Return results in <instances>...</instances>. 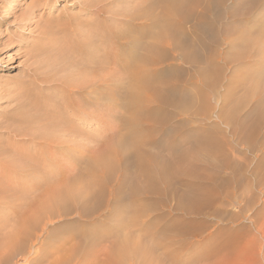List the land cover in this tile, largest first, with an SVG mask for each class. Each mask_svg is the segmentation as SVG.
<instances>
[{"label":"rangeland","instance_id":"rangeland-1","mask_svg":"<svg viewBox=\"0 0 264 264\" xmlns=\"http://www.w3.org/2000/svg\"><path fill=\"white\" fill-rule=\"evenodd\" d=\"M78 1L0 0L1 125L21 101L23 90L57 96L55 107L66 103L59 86L74 78L72 65L77 60L84 63L89 55H72V48L86 40L99 20L107 21L104 16H91ZM237 3L228 0L222 5L214 29L209 27L213 21L209 17L199 27L200 37L197 18L183 24L188 43L177 56L170 52L163 65L167 69L173 64L178 67L169 74L181 81L186 98L194 99L192 110L176 120L169 118L166 130L174 121L179 122L183 154L192 147L186 137H207L214 143L212 157L196 163L192 177L183 162L177 193L162 198L148 196L156 203L142 210H124L106 203L97 206L93 201L80 206L69 201L65 214L46 218L33 238L21 243L15 264H58L63 259L69 261L65 264H264V117L259 113L264 105V61L239 39L245 29L264 24V11L246 15ZM128 6L123 1L109 9L120 11ZM115 28L125 29L119 24ZM99 49L104 50L103 46ZM64 62L68 68L59 72ZM121 85L119 81L117 89L113 88V94L118 92L115 106L98 110L92 115L94 120L87 117L83 134L102 141L120 127V117L106 120L105 116L113 112L123 115L120 100L126 95L121 94ZM103 97L107 100L108 94ZM259 120L263 121L260 127ZM168 137L167 131L162 138ZM16 143L29 144L24 138ZM90 145L94 143L81 152ZM89 157L86 154L85 161ZM72 159L69 157L70 162ZM25 182L26 178L18 180ZM36 182L40 183L39 178ZM191 186L192 200L182 202ZM11 212L10 208L0 210V217L11 218ZM125 237L133 240L123 243ZM136 245L145 249L146 256L122 261L119 252Z\"/></svg>","mask_w":264,"mask_h":264},{"label":"bare ground","instance_id":"bare-ground-1","mask_svg":"<svg viewBox=\"0 0 264 264\" xmlns=\"http://www.w3.org/2000/svg\"><path fill=\"white\" fill-rule=\"evenodd\" d=\"M123 1L128 3L127 8L110 11L109 8ZM227 2L78 1L91 16H104L107 21L99 20L90 28L86 40L72 48V55H89L83 59L84 63L77 60L72 65L74 73L69 74L74 78L59 86L66 103L55 107L57 96H40L23 90L21 101L0 124V210L10 208L13 215L11 218L0 217L3 222L0 223V264H15L21 243H28L37 227L48 221L46 218L65 214L69 201L80 206L93 201L97 206L106 203L124 210H142L156 203L148 196L162 198L177 193L183 162L188 165L187 175L192 177L196 163L203 164L212 157L214 143L207 137L194 140L186 137L192 147L183 154L179 122L174 121L166 130L168 119L176 120L179 115L187 114L194 99L186 98L188 94L181 88V81L169 74L177 72L178 67L173 64L167 69L163 65L170 52L177 56L188 43L182 32L183 24L197 18L200 37L199 27L212 17L209 27L213 30L218 22L214 20H220V9ZM238 2L239 9L246 11V15L256 16L264 11V0ZM199 8H202L200 12ZM108 13L110 15H106ZM117 24L125 29L117 31ZM245 30L239 39L246 47L254 48L255 55L264 61V24L261 22ZM102 46L104 50L99 49ZM96 48L98 51L95 52ZM67 68L68 64L64 62L59 72H65ZM119 81L123 84L121 94L126 95L120 100L124 113H109L105 119L120 117V127L112 129L113 133L102 141L95 138L97 136L83 134L81 130L87 117L94 120L95 112L115 106L118 92L113 94V88L117 89ZM106 94L107 100L103 97ZM259 113L264 117V105ZM262 120L258 127L263 125ZM167 131L169 137L163 139ZM19 138L26 139L29 144L18 145ZM90 142L94 145L82 153L81 149ZM86 154L90 155L87 161ZM69 157L73 158L72 162ZM20 178H26V182L18 183ZM38 178L40 183L36 182ZM193 191L191 186L181 201H191ZM119 221L124 222L122 218ZM131 240V237H125L123 243ZM119 253L122 261L146 256L145 249L138 245ZM67 261L63 259L58 264Z\"/></svg>","mask_w":264,"mask_h":264}]
</instances>
